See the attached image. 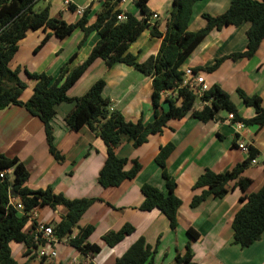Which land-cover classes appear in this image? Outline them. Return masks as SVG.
I'll use <instances>...</instances> for the list:
<instances>
[{
    "label": "crops",
    "instance_id": "1",
    "mask_svg": "<svg viewBox=\"0 0 264 264\" xmlns=\"http://www.w3.org/2000/svg\"><path fill=\"white\" fill-rule=\"evenodd\" d=\"M41 8L48 7L49 14L67 24H76L79 15L63 5L62 0H39ZM74 8L87 9V20L92 23L101 11L102 0H69ZM231 0H203L196 3L194 14L187 31L195 33L205 26L203 14L216 17L223 14ZM146 7L150 16L148 29L130 43L128 52L139 64L155 56L162 38L150 36L149 30L157 24L158 32L164 34L170 18L173 0H147ZM117 9L138 19L143 16L134 0H124ZM156 14L157 19L152 15ZM249 22L237 26H227L220 31H210L190 54L186 68L196 70L207 86L215 85L229 96L241 119H251L255 115L252 107L243 104L239 92L245 96H257L264 109V39L255 54L249 58L232 60L231 54L246 50L245 34ZM42 31H29L18 43L17 52L8 64L16 71L25 90L20 96L26 102L32 95L35 81L27 73L46 74L57 78L67 64L69 71L87 58L90 50L99 41L97 32L90 33L82 44V32L76 28L64 38L50 37L41 44ZM40 46V47H39ZM39 47V48H38ZM37 49V50H36ZM36 50V51H35ZM216 60H220L214 66ZM185 68V70H186ZM184 70V71H185ZM97 81L104 83L103 93L110 107L120 113L126 121L143 125L154 119L152 106V80L123 63L107 65L96 60L84 75L68 91L71 101L55 106L51 120V142L46 140L40 120L21 107H7L0 111V155L17 158L27 171L26 188L31 191H51L67 200L93 199V204L81 216L77 227L92 226L88 237L90 245H98L97 254H84L71 245L77 235L74 229L69 238L57 239L53 249L56 256L52 260L39 259L34 252L27 253L23 243H10L11 256L19 264H114L116 259L139 238L155 249L153 264H175L177 257H183L190 250L191 264H264V233L255 243L240 248L232 243V220L239 209L247 206L246 197L257 192L264 185V157L258 156V165H250L241 178L249 181L246 192H242L236 181L227 184V194L222 199L207 195L201 202L191 205V198L200 190H193L194 183L205 170L220 174L231 170L245 161V155L237 150L240 138L256 152L264 148V128L248 127L239 134L228 121V113L220 110L209 121H199L191 115L169 123L161 134L149 136L146 143L134 147L132 141L123 140L114 149L119 159H125V171L137 164L140 169L132 180L121 183L116 188H101L97 183L106 154L103 142L87 126L79 131H70L64 119L73 111L75 99L86 94ZM169 91L161 92V101L175 99ZM163 109L167 106L161 103ZM205 104L198 100L195 110L200 111ZM170 144L172 152L166 161V173L175 182L174 196L181 202L177 211V225L171 230L164 215L156 210L141 211L143 196L141 186L150 185L158 190L164 189L162 168L155 163L161 147ZM51 147L62 157L57 161L51 155ZM11 180L12 170L7 174ZM18 205L19 199L9 193L8 201ZM21 214L23 209H17ZM66 215L64 207L34 209L28 213L23 233L33 237L38 225L52 226ZM129 225L133 233L125 236L114 247L105 245L101 238L108 232L119 231ZM197 236L191 238L188 231ZM50 248L51 246H46ZM39 249V248H38ZM38 251V250H37ZM36 251V253H37Z\"/></svg>",
    "mask_w": 264,
    "mask_h": 264
},
{
    "label": "trees",
    "instance_id": "2",
    "mask_svg": "<svg viewBox=\"0 0 264 264\" xmlns=\"http://www.w3.org/2000/svg\"><path fill=\"white\" fill-rule=\"evenodd\" d=\"M36 1L0 0V111L11 106L24 108L40 120L46 140L51 142V120L55 115V106L71 101L67 95L68 91L96 60H102L107 65L115 62L123 63L152 80L154 119L147 125H143L140 120L136 123L126 121L120 113L110 111L109 100L103 93L102 81H97L84 96L75 99L73 111L64 119L70 131L77 132L83 126H87L103 142L106 158L97 178L101 188H116L124 181L132 180L139 172L140 167L135 163L130 170L125 171L127 161L115 156L114 149L121 141L130 140L134 147H139L146 143L149 136L161 134L171 121L186 115L206 122L213 119L218 111L223 110L233 114L234 121L243 123L246 128H264V109L261 108L257 96L248 97L239 92L243 104L252 107L255 111L251 119L245 120L237 116L236 108L229 96L215 85L208 86L200 97L193 91L183 88L177 89L175 99L168 98L161 101V92L172 91L181 83L190 54L210 31H220L227 26L249 22L250 28L245 34L246 50L228 57L232 60L251 58L264 39V0H231L223 14L216 17L203 14L205 26L195 33L188 32L187 28L193 18L196 3L203 0H173V8L164 34L158 32L157 24L149 30L150 36L162 38L160 48L155 56L141 64L137 63L135 57L128 52V47L143 30L149 27L150 13L146 7L147 0H135L143 16L141 19L123 14L124 20L118 21L117 16L122 12L117 6L121 0H102L101 11L96 14L92 23L88 22L87 9H85L76 24H67L63 20L53 18L49 14L48 7L33 11ZM68 8L75 11L72 4H69ZM76 28L80 29L83 35L80 44L92 32H97L100 37L87 58L69 71L67 64L73 61L74 57H72L55 79L43 73H27L28 78L35 81V84L31 97L26 102H22L20 96L25 90V84L19 80L16 71L8 68L9 62L17 52L18 43L29 31L43 32L44 37L40 44L42 45L50 37L64 39ZM218 62L220 60H216L214 66L207 70H212ZM192 72L196 73V70L192 69ZM198 100L205 104L200 111L194 108ZM163 102L167 106L166 109L161 106ZM172 149L170 144L161 147L154 160L163 170L164 189L160 191L143 184L141 186L143 201L139 207L141 211L160 212L167 219L171 230L177 225V211L181 204L174 196L175 182L165 169ZM51 155L55 160L62 161V157L52 147ZM256 155L257 152L250 146L245 161L231 170L220 174L205 170L194 183L193 190L199 189L200 193L191 198V205L198 204L207 195L222 199L228 192L227 184L232 181H236L237 187L242 192H246L250 183L241 178V175L248 167L249 161ZM8 170H12L11 180L8 175L3 179L0 178V264H19L10 253L9 244L12 242L25 244L27 253L33 251L36 255L40 240L34 242L33 237L23 233V229L28 220V213L43 207L56 209L61 206L66 209V215L51 226L57 239L69 238L72 231L78 229L77 235L70 241L71 245L84 254L93 255L100 251L98 245H90L87 242L94 228L77 227L81 216L93 204V199L67 200L61 195H54L49 190L31 191L25 186L27 171L18 159H9L0 155V172ZM9 193L19 199L23 207L22 214L7 205ZM246 201L247 206L239 209L232 220V243L240 248L255 243L264 233V185L257 192L248 194ZM133 231L132 227L125 225L119 231L108 232L101 240L108 247H114ZM188 235L193 239L197 236L192 230L188 231ZM154 253L155 249H151L143 239L139 238L116 259L114 264H153ZM190 260V250L187 247L185 255L177 257L175 264H191Z\"/></svg>",
    "mask_w": 264,
    "mask_h": 264
},
{
    "label": "built area",
    "instance_id": "3",
    "mask_svg": "<svg viewBox=\"0 0 264 264\" xmlns=\"http://www.w3.org/2000/svg\"><path fill=\"white\" fill-rule=\"evenodd\" d=\"M122 1H124V0H122ZM62 2H63V5L66 7H68L70 4L69 0H62ZM75 12H76V14L81 16L83 13V9L76 8ZM124 17L125 16L123 14H120L117 16V20L122 21V20H124ZM152 18L156 20L157 15L156 14L152 15ZM183 88L193 91L198 97H200L201 94L207 90L208 86H207V84H206V82L202 76H200L196 73H193L192 69L186 68V70L184 71L183 79H182L181 83L178 84V87L176 89L169 91L170 93L168 92L169 93L168 96L173 97V95L177 94V89H183ZM109 110L112 111L113 109L111 107H109ZM228 121L231 122V124H233V126H235L237 134H239L242 130H245V128H246L243 125V123L234 121L233 114H228ZM249 147H250V145L246 144L240 138L237 139L236 148L238 151L243 153L245 156L249 155ZM259 155L264 157V148H262L261 152H257L256 157L251 159L249 161V164L250 165H258L257 158ZM8 173H10V170L0 172V178L3 179L5 177V175H7ZM7 205L13 207L16 210L17 209H19V210L23 209L21 204L16 205V204L10 202V200L8 201ZM38 240H40V243L38 244L39 249L36 253V256L42 260L54 259L56 256V252L53 249V246H54V243L56 242L57 238L54 236V233L52 231V227L47 226V225H38L36 227V230H35V235L33 236V241L37 242ZM47 245L51 246V247L47 248L46 247Z\"/></svg>",
    "mask_w": 264,
    "mask_h": 264
},
{
    "label": "rangeland",
    "instance_id": "4",
    "mask_svg": "<svg viewBox=\"0 0 264 264\" xmlns=\"http://www.w3.org/2000/svg\"><path fill=\"white\" fill-rule=\"evenodd\" d=\"M42 6V3L41 1L37 0L33 6V11H38V8L40 7L41 8Z\"/></svg>",
    "mask_w": 264,
    "mask_h": 264
}]
</instances>
